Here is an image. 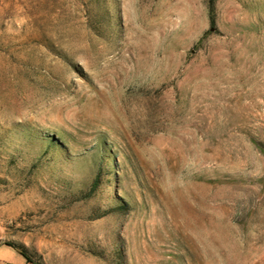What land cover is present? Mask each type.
I'll use <instances>...</instances> for the list:
<instances>
[{"label": "rangeland", "instance_id": "rangeland-1", "mask_svg": "<svg viewBox=\"0 0 264 264\" xmlns=\"http://www.w3.org/2000/svg\"><path fill=\"white\" fill-rule=\"evenodd\" d=\"M0 264H264V0H0Z\"/></svg>", "mask_w": 264, "mask_h": 264}]
</instances>
